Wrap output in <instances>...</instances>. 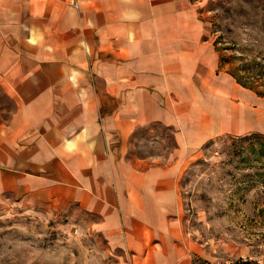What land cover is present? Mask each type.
I'll return each instance as SVG.
<instances>
[{
	"label": "crops",
	"instance_id": "obj_1",
	"mask_svg": "<svg viewBox=\"0 0 264 264\" xmlns=\"http://www.w3.org/2000/svg\"><path fill=\"white\" fill-rule=\"evenodd\" d=\"M220 62L191 0H0V85L16 102L0 127V198L75 213L117 264H200L181 175L211 138L260 124L261 99ZM151 125L174 148L132 156Z\"/></svg>",
	"mask_w": 264,
	"mask_h": 264
},
{
	"label": "rangeland",
	"instance_id": "obj_2",
	"mask_svg": "<svg viewBox=\"0 0 264 264\" xmlns=\"http://www.w3.org/2000/svg\"><path fill=\"white\" fill-rule=\"evenodd\" d=\"M191 1L205 36L217 41L221 67L261 100L254 113L259 125L211 138L189 159L180 179L183 230L200 248V264H264V152L256 138H248L264 135V0ZM15 109L0 85V127ZM174 146L171 129L140 127L131 155L166 158ZM78 224L75 213L3 196L0 264H117L123 253Z\"/></svg>",
	"mask_w": 264,
	"mask_h": 264
},
{
	"label": "trees",
	"instance_id": "obj_3",
	"mask_svg": "<svg viewBox=\"0 0 264 264\" xmlns=\"http://www.w3.org/2000/svg\"><path fill=\"white\" fill-rule=\"evenodd\" d=\"M216 44H217V41H214V45L216 46L217 50L219 51V49H218ZM248 136H249L248 137L249 139H254V138L257 139V141L259 142L260 152L263 153L264 152V135L255 133V134H250Z\"/></svg>",
	"mask_w": 264,
	"mask_h": 264
},
{
	"label": "built area",
	"instance_id": "obj_4",
	"mask_svg": "<svg viewBox=\"0 0 264 264\" xmlns=\"http://www.w3.org/2000/svg\"><path fill=\"white\" fill-rule=\"evenodd\" d=\"M223 264H230V263L227 262V263H223Z\"/></svg>",
	"mask_w": 264,
	"mask_h": 264
}]
</instances>
